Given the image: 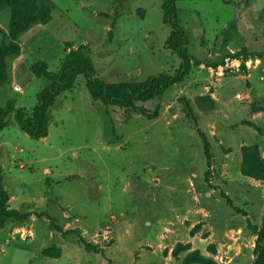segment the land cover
<instances>
[{"label":"rangeland","instance_id":"obj_1","mask_svg":"<svg viewBox=\"0 0 264 264\" xmlns=\"http://www.w3.org/2000/svg\"><path fill=\"white\" fill-rule=\"evenodd\" d=\"M51 20L23 34L0 108L31 117L70 49L85 47L98 79L174 76L162 0H48ZM189 68L148 104L157 117L94 103L85 78L31 139L13 113L0 132L7 206L0 264H254L264 219V0H178ZM9 9L0 2V43ZM22 46V48H21ZM23 50V52H22ZM16 70V73H13ZM18 85L20 90L15 91Z\"/></svg>","mask_w":264,"mask_h":264},{"label":"trees","instance_id":"obj_2","mask_svg":"<svg viewBox=\"0 0 264 264\" xmlns=\"http://www.w3.org/2000/svg\"><path fill=\"white\" fill-rule=\"evenodd\" d=\"M178 0H162V22L170 27L165 41V48L174 52L182 61L174 76L160 73L142 82L105 83L98 79L88 50L80 46L70 49L61 63L58 72H50L43 61H35L29 71L36 77L48 79V85L37 95L31 117L26 118L21 109H16L12 101L0 108V132L6 127L7 115L13 113L20 128L31 139L45 138L48 134L49 110L56 98L73 88L78 75L85 78L86 88L94 103L105 108L112 107L121 116L138 113L148 119L157 117V112L149 109L148 104L159 99L177 81L183 78L189 68V54L186 50L184 30L175 22L174 3ZM8 7L9 19L6 41L0 43V88L8 80V60L17 57L21 50L19 38L36 24L45 25L51 20V5L48 0H0ZM226 2V0H224ZM8 194L2 183V167L0 165V225L7 220L21 221L24 215L7 206ZM256 259L254 264H264V219L257 230L255 244Z\"/></svg>","mask_w":264,"mask_h":264},{"label":"crops","instance_id":"obj_3","mask_svg":"<svg viewBox=\"0 0 264 264\" xmlns=\"http://www.w3.org/2000/svg\"><path fill=\"white\" fill-rule=\"evenodd\" d=\"M21 48H22V46H21ZM22 52H23V50H22ZM18 58V57H17ZM19 59H20V56H19V58L16 60V64H18V66L19 67H17L18 69H16V70H19V68L21 67H24L20 62H19ZM16 70L14 71V67H13V73H16Z\"/></svg>","mask_w":264,"mask_h":264},{"label":"built area","instance_id":"obj_4","mask_svg":"<svg viewBox=\"0 0 264 264\" xmlns=\"http://www.w3.org/2000/svg\"><path fill=\"white\" fill-rule=\"evenodd\" d=\"M14 90H15V91L20 90L19 86H18V85H15V86H14Z\"/></svg>","mask_w":264,"mask_h":264}]
</instances>
